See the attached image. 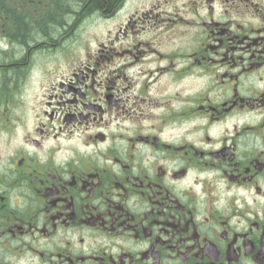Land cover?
<instances>
[{"label": "flooded vegetation", "instance_id": "1", "mask_svg": "<svg viewBox=\"0 0 264 264\" xmlns=\"http://www.w3.org/2000/svg\"><path fill=\"white\" fill-rule=\"evenodd\" d=\"M73 1L0 0V264H264V0Z\"/></svg>", "mask_w": 264, "mask_h": 264}, {"label": "rangeland", "instance_id": "2", "mask_svg": "<svg viewBox=\"0 0 264 264\" xmlns=\"http://www.w3.org/2000/svg\"><path fill=\"white\" fill-rule=\"evenodd\" d=\"M130 2L132 3V5H129V4L126 5L125 9L122 12H120L119 14H116L113 17H107V16H105L104 18L93 17L84 24H81V25H79L80 23L76 24L75 27L77 28L75 30H76V34L79 36L80 42L85 45L86 41L91 40L92 42L94 40L93 36L102 37L107 33L106 31L107 29H115V27L120 22L124 21L125 17L130 12L133 11V0ZM74 22H76V20ZM37 74L38 72L36 70V73L34 74L35 80H36ZM38 77L41 78L42 76L38 75ZM36 87L38 88L37 84L32 85V83H30L28 87L29 92H27L26 94H29L30 96L36 95L37 94V92L35 91Z\"/></svg>", "mask_w": 264, "mask_h": 264}, {"label": "trees", "instance_id": "3", "mask_svg": "<svg viewBox=\"0 0 264 264\" xmlns=\"http://www.w3.org/2000/svg\"><path fill=\"white\" fill-rule=\"evenodd\" d=\"M75 2L76 0H74L73 3L70 5L66 4V5L59 7V9L63 8L64 11H62L61 14L59 13L56 20H54L51 23H48L47 29L49 30V32H52V35H56L57 33H59L64 22H74L78 18L77 16L79 15L82 7L81 5L76 4ZM62 14H63V17H62ZM44 30H45L44 28H41L42 33L45 32Z\"/></svg>", "mask_w": 264, "mask_h": 264}]
</instances>
